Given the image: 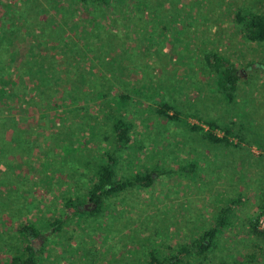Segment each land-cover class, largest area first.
<instances>
[{
    "label": "rangeland",
    "instance_id": "rangeland-1",
    "mask_svg": "<svg viewBox=\"0 0 264 264\" xmlns=\"http://www.w3.org/2000/svg\"><path fill=\"white\" fill-rule=\"evenodd\" d=\"M113 4L0 0V79L20 77V66L43 61L60 71L54 78L63 79L57 88L46 87L44 101L55 108L40 102L39 91L26 93L33 87L29 83L15 89L32 100L26 112L6 89L0 95V144L5 140L7 149L0 148V264H9L18 250L24 222H49L52 216L67 222L60 231L44 232L45 239L32 237L41 248L39 264H144L149 251L162 257L197 239L231 201L216 249L187 264H264V236L251 231L255 214L264 212V156L253 161L247 144L264 131V43L246 41L235 19L238 7L263 11L264 0ZM212 51L240 73L232 103L219 89L223 76L203 61L202 55ZM100 89L106 99L90 95ZM119 94L129 96L122 106L114 99ZM156 102L172 105L180 121L155 117ZM102 104L125 110L123 118L134 122L132 147L118 158L119 179L143 174L156 163L173 173L158 176L150 188L133 187L108 198L94 218H67L63 198L83 194L80 184L87 183L82 175L87 170L75 160L81 158V143L90 138L91 154L111 149ZM210 120L230 126L231 137L244 136L245 143L208 146L187 129L192 124L205 128ZM238 163L242 168L236 172ZM189 165L196 166L193 175L178 170ZM8 182L11 188L2 185Z\"/></svg>",
    "mask_w": 264,
    "mask_h": 264
},
{
    "label": "trees",
    "instance_id": "trees-1",
    "mask_svg": "<svg viewBox=\"0 0 264 264\" xmlns=\"http://www.w3.org/2000/svg\"><path fill=\"white\" fill-rule=\"evenodd\" d=\"M115 1L116 0H77V3H80L82 5H80L81 7L88 5L95 7L109 5L113 6V3ZM140 2L141 4H143L142 1ZM235 19L236 23L239 25L241 33L243 34V38L246 41L250 43H264V10L261 12H255L248 8L238 7L235 12ZM202 58L204 63L212 70L213 73H217L218 75H220V78L223 76V81H218L219 89L222 90L221 94L223 95V97H225L228 102L232 103L238 90V81L240 78L238 69L229 59L219 54L218 52H205L204 55H202ZM25 61V65L31 64L28 60ZM82 62L84 63L85 60L83 59ZM79 64H77L75 69L80 66ZM24 67L20 66V73L22 72L20 77H7L6 79H0V95L2 96V94H4V90L6 89L10 92L11 97H14L18 100V103H20L19 107H23L21 112H26L25 106H28V103H30V101L32 100L30 99V97L27 99V95H23L21 89L19 90L20 92L18 94L15 92V89L18 84H20L22 87L23 83H29L33 87L32 89H30V92H28L26 89V93L33 94L34 91H39L41 95V100L39 98L40 102L44 105L47 104L50 108H55L54 106H52L53 104L44 101V96L46 98L48 97V89H46V87L53 86L57 88V86L60 84V82L58 81H60V79L62 78L53 77L55 73H57L56 75H59L60 71L58 72L56 66H53V64L52 67L51 65H46L44 61L41 64H36L33 66L29 65L25 68ZM73 69L74 68L70 66L67 71L71 72ZM100 69L109 72L107 68L103 69L102 67H100ZM81 76V79L86 78L85 75ZM71 83L74 82L72 81ZM108 88L112 89L115 88V86L112 84V86L109 85ZM74 89H76V86ZM105 93L106 92L100 89L97 92L91 91L90 95L98 99H106L107 96ZM71 95L72 94H70V96ZM114 99L115 102L117 100L118 105L122 106V104L129 99V96L119 94V96ZM78 101V98H75V96H73L72 103H77ZM156 105V108L151 109L154 112L155 117H158L159 119H166L170 122L180 121V114L172 105L165 102H156ZM101 108L104 111V118L106 119L105 124L109 125V133L112 135L111 142L109 143V145H111V149L108 152H104L102 155L96 152L91 154L86 147L88 143H90V138L84 139V141L81 143V148L83 151L81 153V158H77L75 156V160L78 165H81V168H85V170H87V173L82 174L83 177L86 178L85 180L87 183L84 184L83 182H81L80 184V190L85 189V193L82 190L83 194L81 195H69L63 198V208L65 209V216L67 218H69L70 216L75 218V215L79 214H87L89 215V217L94 218L95 216L101 214L104 208V202L108 198L114 197L133 187L144 189L150 188L153 185L155 178H158V176L164 174L171 175L173 173V171L170 169L159 170L158 163H156L154 164V167L149 170L147 169L145 172H143V174L136 172L131 177L128 176L119 179L116 172L117 163L118 161H120L119 159L124 157L123 155L128 152L131 146V141L134 140V122L132 120L123 118L126 116V111L123 109H117L114 111L110 107L106 108L103 104ZM203 125L206 126L207 129L201 128L195 124L188 125L187 129L192 133H199L201 139L206 142L208 146L218 145L228 147L232 145L228 140L231 136H233V131L231 130L230 126H221L213 120L206 121ZM216 130L220 131V133H222L223 135L219 137L216 133ZM102 137H104L103 139L105 141L109 140V137H107L106 133ZM237 138L240 142L245 141L244 136H239ZM70 142L73 141L70 140ZM252 142H254V140ZM252 142L248 141L247 144L250 146ZM18 144L15 148L18 147ZM234 145L236 146L239 144ZM260 147L264 151V146ZM0 148L4 151H7L5 140L0 144ZM144 148L145 147L142 145L139 147V149ZM9 152H16V150L12 149L9 150ZM23 153L26 154V151ZM14 155L15 153L13 154V156ZM260 158H263V155ZM228 167L233 166L228 165ZM195 169L196 166L194 165H189L186 168L178 167V170L180 172L188 171L192 175L194 174ZM74 176H76L74 172L68 173V177L70 178V180H74L73 187L76 188L78 186H76L75 184L76 177ZM260 176L264 178V174H260ZM2 185L6 187L9 186L10 188L12 186L9 182L7 184L3 183ZM20 190L21 189L18 188L17 191ZM234 203L235 201H231L225 206V208L220 209L213 225L204 230L197 239L191 241L189 244L185 243L178 246L176 250L166 256L161 257L155 254L153 251H149L147 260L144 264H182L183 262L187 264V260H189L190 258H192L193 260L205 259L206 255L209 252L216 249L217 236L221 235L224 228L228 225L229 221L227 217L229 212L232 210V206ZM85 204H89L88 210L84 209ZM26 209L30 208L27 206ZM262 212L263 211H261V213ZM66 222L67 221L62 219V217L54 216L50 218L49 222H45V220H38L35 223L24 222L18 230V241L20 243L19 248L17 247L18 250L15 254L12 255L11 259L9 260V264H39L40 258L38 257V254L40 253L41 248H37V245H35L32 241V237H40L45 239L46 237L44 232H46L50 228L53 229V232L60 231L61 227H63ZM251 231L255 235L264 236V230H259L257 228L256 219L251 223Z\"/></svg>",
    "mask_w": 264,
    "mask_h": 264
},
{
    "label": "crops",
    "instance_id": "crops-1",
    "mask_svg": "<svg viewBox=\"0 0 264 264\" xmlns=\"http://www.w3.org/2000/svg\"><path fill=\"white\" fill-rule=\"evenodd\" d=\"M205 129H207V127H205ZM257 129H258V127H257ZM262 133H263V135H262ZM222 135H223L222 133L221 134H218L219 137H221ZM236 138L230 137L228 140H229L230 143L233 142V144H239L240 141L238 139H236ZM256 138H258V140H256ZM256 138L254 137V142H252V144L249 147V153H250L253 161H254V158L255 157H259V156L261 157L262 155L264 156V151L260 147V146H264V144H263V142H264V131L263 130H262V132L260 131L259 135L258 134L256 135ZM260 140H262V142H260ZM241 143L243 145L245 143V141L244 142H241ZM238 165H239L238 168H236L237 166L235 167L236 172L241 171V168H242L240 163H238ZM225 167H228V165H225ZM236 181H238V180H236ZM241 184H242V182L240 181V184L239 185H241ZM241 195H242V193H241ZM260 213H261V211L260 212H257V214H255V216H257Z\"/></svg>",
    "mask_w": 264,
    "mask_h": 264
},
{
    "label": "built area",
    "instance_id": "built-area-1",
    "mask_svg": "<svg viewBox=\"0 0 264 264\" xmlns=\"http://www.w3.org/2000/svg\"><path fill=\"white\" fill-rule=\"evenodd\" d=\"M255 219H256L257 228L259 230H264V213L258 214Z\"/></svg>",
    "mask_w": 264,
    "mask_h": 264
},
{
    "label": "flooded vegetation",
    "instance_id": "flooded-vegetation-1",
    "mask_svg": "<svg viewBox=\"0 0 264 264\" xmlns=\"http://www.w3.org/2000/svg\"><path fill=\"white\" fill-rule=\"evenodd\" d=\"M32 241L34 242V241H36V239H33Z\"/></svg>",
    "mask_w": 264,
    "mask_h": 264
}]
</instances>
